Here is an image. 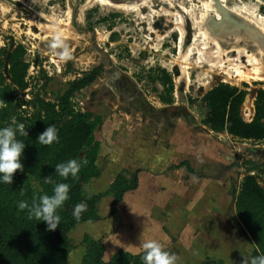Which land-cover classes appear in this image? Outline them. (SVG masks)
<instances>
[{"label": "rangeland", "instance_id": "374dc122", "mask_svg": "<svg viewBox=\"0 0 264 264\" xmlns=\"http://www.w3.org/2000/svg\"><path fill=\"white\" fill-rule=\"evenodd\" d=\"M207 2L0 0V55L6 69L7 57L18 45L28 63V85L17 90L19 99L41 96L57 102L74 79L102 67L94 81L73 92L69 105L74 111H90L101 118L94 131L100 171L83 184V190L101 194V219L96 222L107 226L95 232L89 222L77 224L69 232L67 264H80L87 236L106 243V260L119 249L128 251L123 246L130 241L127 222L131 217L136 219L132 229L152 227L161 232L160 240L171 238L169 243H176L178 239V244L192 248L195 227L190 226H209L217 232V241L210 246L212 252H207L220 264H243L244 257H252L253 244L237 218L235 199L246 174L254 175L264 188V140L240 139L209 129L201 122L207 110L202 96L219 82L238 86L247 91L241 114L251 119L254 91L264 88V80L238 79L235 67L244 70L241 65L248 63L243 48L258 54L250 38L256 32L236 39L235 31L249 24L244 16L264 24V2L224 0L223 17L217 19ZM231 16L234 21L228 19ZM203 17L209 37L202 35ZM57 32L71 50L72 59L67 62L49 48ZM216 40L225 50L220 51ZM3 74L11 82L5 69ZM168 79L171 92L164 85ZM22 107L31 111L29 106ZM152 109L156 112H149ZM183 161L188 165L180 166ZM136 170H140L138 187L125 193L117 205L119 214L110 215L109 191L115 176L131 178ZM30 183L40 189L36 180ZM200 190L201 195L197 194ZM130 202H135L134 211ZM119 225L127 230L119 242L98 235ZM171 249L176 264L211 258L200 255L191 260L192 250Z\"/></svg>", "mask_w": 264, "mask_h": 264}, {"label": "trees", "instance_id": "16d2710c", "mask_svg": "<svg viewBox=\"0 0 264 264\" xmlns=\"http://www.w3.org/2000/svg\"><path fill=\"white\" fill-rule=\"evenodd\" d=\"M23 53L21 45H18L8 55L9 83L5 81L3 71L6 64L3 55H0V101L7 104L6 108H0V128L9 126L15 117L17 124L23 123L28 133L27 136H21L17 132V139L25 144L20 157L23 171H16L12 184L3 183L0 174V264H67L69 232L77 224L101 219L98 210L101 194L90 195L83 190L84 183L99 175V143L95 140L94 131L101 123V118L90 111H74L69 105V98L74 91L94 81L102 67L96 66L74 79L57 102L41 96L19 99L17 90H24L28 85V63ZM164 85L171 92V80L168 79ZM246 94V90L226 82L212 86L202 96L207 110L201 122L215 132H225L240 139L264 140V88L254 91V111L249 121L244 120L241 114ZM24 105L31 107V111L23 108ZM163 109L168 111L167 108ZM149 112L156 111L152 109ZM49 125L56 127L58 142L50 146L41 145L38 136ZM72 159L81 164L77 178L60 177L56 173V165ZM84 160H87V164L83 163ZM179 165L187 166L188 162L183 161ZM139 172L134 171L131 178L122 174L115 176L109 191L112 196L110 215L118 212L117 205L123 201L125 193L137 188ZM49 177L51 183L46 182ZM31 180H36L40 189H33ZM57 183L70 185L69 198L57 210L60 224L50 231L45 221L29 219L28 209L20 210L18 204L25 201L31 207L34 197L38 200L42 195H53ZM77 204L87 206L79 219L73 215ZM235 212L245 236L253 244L251 256L264 255V188L254 175H244L235 199ZM84 243L80 264H144V251L133 254L117 250L106 260L105 245L101 239L87 236ZM199 264L220 262L209 258Z\"/></svg>", "mask_w": 264, "mask_h": 264}, {"label": "clouds", "instance_id": "9594fccd", "mask_svg": "<svg viewBox=\"0 0 264 264\" xmlns=\"http://www.w3.org/2000/svg\"><path fill=\"white\" fill-rule=\"evenodd\" d=\"M49 48L57 51L60 60L67 62L72 59V53L69 45L63 40L57 32L49 43ZM7 104L0 101V108H6ZM15 125V127H13ZM17 132L21 136H27L26 127L23 123L17 124L15 117L12 118L11 124L7 127L0 128V174L5 184H12L13 175L17 170L23 171V165L20 162L25 144L17 139ZM57 129L54 125H49L47 129L38 136V142L41 145L50 146L54 142H58ZM87 164V160L83 161ZM81 164L75 160H69L66 163L56 165V173L60 177L67 179L69 176L77 178ZM46 182L51 183V178H47ZM70 185L67 183H57L53 189V195H42L33 198L32 205L29 207L25 201H20L18 208L20 210L28 209V218H35L37 221H45L47 230H55L60 224V216L57 210L62 208L64 202L69 198ZM23 194V193H22ZM87 210L85 204H77L74 207L73 215L76 219L80 218L82 212ZM141 247L144 251V264H176L177 256L164 249V246L157 240H143ZM243 264H264V255L244 257Z\"/></svg>", "mask_w": 264, "mask_h": 264}, {"label": "crops", "instance_id": "0c3cea01", "mask_svg": "<svg viewBox=\"0 0 264 264\" xmlns=\"http://www.w3.org/2000/svg\"><path fill=\"white\" fill-rule=\"evenodd\" d=\"M251 115L253 116V113ZM180 180L181 181H184L185 179H180ZM137 187H138V185H137ZM207 193H209V192H207ZM197 194L201 195L203 193L200 190V192H197ZM129 205H130L129 206L130 207V210L131 211H134L133 210V207L135 206V202H134V204L132 202H130ZM193 211H195V209ZM193 211L191 210L190 215H192L193 213H195ZM118 214H119V210H118V213L116 215H118ZM129 219L132 220L130 222H127V223H129L127 225H128V228H129V233H131V237H130L129 243H126L123 247H127L126 249L128 250V252L131 251L130 253L136 254V253H139V252L143 251V249L141 247V241H143V240H157L158 242H160L164 246V249L166 251H169V250L170 251H175V250H172L171 249L173 247H176V248L181 247V248H186V249L192 250L191 253L193 254V257L191 258V260L194 259V256H196V257L199 258L200 255H205L206 257H211L212 258V256L210 254H208L207 251H211L212 252L213 249L210 246H211V244H212L213 241H217V238L215 237V234L217 232L214 231V230L213 231L210 230L209 226H205L206 228L204 227V229L200 228L198 226L199 225L198 223L197 224L194 223V225L190 226V228H192V229H194V227H195L193 233L191 234V237H192V235L194 236L193 239H192L193 244H194V248H192L190 246H185V245L183 246V245L178 244V242H177L178 239H177L176 243H169V241L171 240V238H169V239L167 238L166 240H160L161 239V236H162L161 235V232L160 231L157 232V230H155V228H152V227L149 228V229H144V230H135V229H132L131 226H132V224H134V222L136 221V219L134 217H131ZM97 221H100V220H97ZM86 222H89L90 225H91V227H96L95 232L96 231H101V229H103L105 226H107V224H105V225H101V223L100 224H97L99 222H96V221H86ZM192 222H194V221H192ZM119 226L120 227L114 226L113 227V230H108V231H106V233H98V235L100 234V237L107 238L108 240L111 239L110 237H113V239H111V240H114V241H117V239H122V236H124V234L126 235V233H127L126 231L127 230H126V226H124V227H121V225H119ZM187 227L185 228L184 231H186L187 229H189ZM203 230H206L207 232L204 233ZM185 234L188 235L190 233H189V231H186ZM176 235H179V233H177ZM169 237H171V235ZM117 242H119V241H117ZM105 247H106V243H105ZM123 247L120 244V247L119 248H123ZM106 249H107V247H106ZM106 249H105V252H106ZM123 249H119V250H123ZM124 251H126V250H124ZM248 257H249V255H247V258ZM250 258L251 257H249V259ZM201 261H203V259H200L199 258V261H198L197 264H199ZM239 263L241 264V262H239Z\"/></svg>", "mask_w": 264, "mask_h": 264}, {"label": "bare ground", "instance_id": "6f19581e", "mask_svg": "<svg viewBox=\"0 0 264 264\" xmlns=\"http://www.w3.org/2000/svg\"><path fill=\"white\" fill-rule=\"evenodd\" d=\"M223 1L224 0H209V2L206 3V5H207L206 7L208 9L214 11V13H215L214 15L215 16H213V17H216V19L221 17L222 13L224 11L223 6L225 4L223 3ZM220 2H221V4H219ZM234 13H236V15L240 16V14H238L239 12H237V11L235 12L234 11ZM244 17H245V19H248L247 21L249 23L248 24L249 26L248 25H246V27L241 26V29L235 31V37H236V39H238V38H242V35H244V34H246V35L250 34L251 35L252 32H256L252 36H250V38L255 41V44L252 45V46L256 47V49L258 50V54L256 55V54L250 52L249 50L243 48L242 51L244 53L246 52L245 55L248 57V60H247L248 63L244 64V65H241V67H244L245 71L242 70V68L240 69V66L235 67V71H236V74L239 77L238 79L251 78L252 80H264V63H263L264 62V24L260 23L256 19L248 18V16H244ZM203 22L205 24V30L202 31V35L204 37H207L208 35L211 36L210 33H208L209 31L206 30L207 28H206V22L204 21V17H203ZM240 34H242V35H240ZM218 35H221V34L219 33ZM182 36H183V32H181V39H180L179 48H181ZM217 40L215 42L217 43L218 47L220 48V51L225 50V49H223V46L219 42H217ZM243 45L244 46H249L246 43H243ZM249 65H251L252 68H247V66H249ZM242 105L243 106L241 107V110L244 108L245 102ZM245 116L246 115L243 114V118L246 121H249L250 119H247Z\"/></svg>", "mask_w": 264, "mask_h": 264}, {"label": "water", "instance_id": "95a60500", "mask_svg": "<svg viewBox=\"0 0 264 264\" xmlns=\"http://www.w3.org/2000/svg\"><path fill=\"white\" fill-rule=\"evenodd\" d=\"M228 19H230L231 21H234L235 20V17L231 16V17H228ZM234 19V20H233ZM8 58V57H7ZM5 70L7 72V69H6V66H5Z\"/></svg>", "mask_w": 264, "mask_h": 264}]
</instances>
